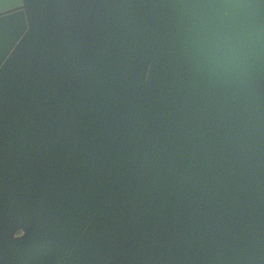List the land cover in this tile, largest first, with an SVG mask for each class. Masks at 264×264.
Instances as JSON below:
<instances>
[{"label":"water","instance_id":"water-1","mask_svg":"<svg viewBox=\"0 0 264 264\" xmlns=\"http://www.w3.org/2000/svg\"><path fill=\"white\" fill-rule=\"evenodd\" d=\"M0 230V264H264V0H0Z\"/></svg>","mask_w":264,"mask_h":264},{"label":"flooded vegetation","instance_id":"flooded-vegetation-1","mask_svg":"<svg viewBox=\"0 0 264 264\" xmlns=\"http://www.w3.org/2000/svg\"><path fill=\"white\" fill-rule=\"evenodd\" d=\"M19 235H20V233L17 232L16 236H19ZM7 239L8 238L6 236H5V239H2V233H1V230H0V244L2 243L3 245L6 246L5 248H0V250H2V251H10V252H12V251H19L16 246L14 248L11 247V244H13V243H10V246H7V245H9ZM16 244L18 246V243L17 242H16ZM1 245H0V247H1ZM2 251H0V252H2Z\"/></svg>","mask_w":264,"mask_h":264}]
</instances>
